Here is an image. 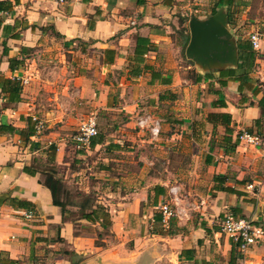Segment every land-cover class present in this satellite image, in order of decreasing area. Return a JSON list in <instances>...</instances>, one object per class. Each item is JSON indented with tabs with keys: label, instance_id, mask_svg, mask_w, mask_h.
Returning a JSON list of instances; mask_svg holds the SVG:
<instances>
[{
	"label": "crops",
	"instance_id": "1",
	"mask_svg": "<svg viewBox=\"0 0 264 264\" xmlns=\"http://www.w3.org/2000/svg\"><path fill=\"white\" fill-rule=\"evenodd\" d=\"M3 2L0 125L24 131L30 119L34 134L25 142V134L0 133V264H154L167 256L175 264H264V236L243 251L220 231L227 213L264 225V147L237 137L256 134L264 43L251 90L238 92V83L221 88L218 73L184 63L189 31L179 0ZM138 37L149 51L136 74ZM3 79L20 81L18 101L7 102ZM213 114L230 115L228 140ZM89 115L103 138L92 148L71 139ZM138 115L160 121L159 134L138 129ZM50 166L79 185L62 186L63 207L44 184ZM79 193L106 207L108 229L79 218ZM164 205L174 213L167 225Z\"/></svg>",
	"mask_w": 264,
	"mask_h": 264
},
{
	"label": "trees",
	"instance_id": "2",
	"mask_svg": "<svg viewBox=\"0 0 264 264\" xmlns=\"http://www.w3.org/2000/svg\"><path fill=\"white\" fill-rule=\"evenodd\" d=\"M0 4H7L6 2L0 3ZM239 5L238 0H215L212 8V12L210 15L214 14L219 8L224 7L226 9L227 13V19L229 25L232 24L233 21V14L235 8ZM188 29V28H187ZM189 41V38L186 39L184 43L183 50L185 51V48L187 46V43ZM148 41L143 38H137L136 39V45L134 48V61L135 64L132 66V71L136 74L140 73L141 71L139 70L138 63L142 60L143 56L147 54L149 51ZM237 48H238V65L236 68H227L224 70H221L218 73V81L217 83L219 86L225 87L227 82L233 81L238 83V92H242L243 89H248L251 90V73L255 71V61L259 57V54L257 51L253 50L251 43L249 40H239L237 41ZM107 54L110 53V51H106ZM145 69H150V67L146 66ZM144 69V70H145ZM206 78H210L207 77ZM202 79L200 75H195L193 81L194 82H199ZM4 85L2 87V91L5 95H7V102L10 104L14 101H18L19 99V93L21 90V83L20 81L16 80H10V79H3L2 80ZM258 90L253 91V94L256 95L258 94ZM262 92V91H260ZM221 105H224V103H220ZM253 103H250L252 105ZM256 106L260 110V118L254 122V126L256 128V136L260 138H264V93H262V97L257 101ZM213 119L212 121L215 122V117L221 118L222 119V124L225 129V140L229 139V136L227 134L231 133V129L229 127L230 125V115L228 114H213L212 115ZM3 132H17L20 136L22 134H25V142H28V138L30 135L34 134L32 125L30 124V119L27 121V128L24 131L21 130H16L12 126L9 125H0V133ZM250 134V132H248ZM103 142L102 136L99 135V138H94L90 142L91 148L94 147L97 144H101ZM34 145V144H32ZM35 146V145H34ZM56 148L54 146H50L47 148V153L49 155V163L52 162L50 160V155L54 153ZM49 165H52L50 163ZM49 173L45 177L44 184L51 190V194L53 197V203L58 206H62V203L59 201V196L61 193L59 192L62 189L63 182L61 179L56 177V172L54 166H50L48 168ZM28 172V170H26ZM34 171L30 172L32 175ZM60 194V195H59ZM63 196V195H62ZM95 197L93 194H81L79 193L74 197V199H78L80 201V205L77 203L79 206V210L77 212V215H79L80 219L87 220V222L91 224H98L102 229H108L110 225L109 221V215L106 207L102 204H95ZM66 198L72 199L70 195H68ZM63 207V206H62ZM65 209L63 208V211ZM235 215V214H234ZM255 224H260L256 223ZM262 228L264 230V226L262 225Z\"/></svg>",
	"mask_w": 264,
	"mask_h": 264
},
{
	"label": "built area",
	"instance_id": "3",
	"mask_svg": "<svg viewBox=\"0 0 264 264\" xmlns=\"http://www.w3.org/2000/svg\"><path fill=\"white\" fill-rule=\"evenodd\" d=\"M248 40L251 43L253 50L258 51L262 43H264V37L257 31L250 33ZM136 127L138 129H148L152 136H157L160 129V121L150 119L149 116H139L136 119ZM37 130L41 131L43 128L42 123H38ZM97 135V121L96 115H89L84 119L79 127L78 132L72 136V140L78 145H89L91 139ZM238 141L245 145H261L264 147V138H260L256 135H251L247 132H240L238 134ZM258 184L250 183L247 185V189L255 193L259 190ZM174 189H170V195L173 197ZM161 213L163 216V223L167 225L168 219L173 216V211L168 205L161 207ZM26 218L31 217V213L25 215ZM220 231L229 237L232 241L237 243L241 250H246L249 246L257 243L259 239L264 236V230L259 224H255L254 221L239 217L233 213L225 214L220 221Z\"/></svg>",
	"mask_w": 264,
	"mask_h": 264
},
{
	"label": "water",
	"instance_id": "4",
	"mask_svg": "<svg viewBox=\"0 0 264 264\" xmlns=\"http://www.w3.org/2000/svg\"><path fill=\"white\" fill-rule=\"evenodd\" d=\"M226 9L219 8L205 19L190 16L185 57L201 73H219L238 65L237 40L228 28Z\"/></svg>",
	"mask_w": 264,
	"mask_h": 264
},
{
	"label": "rangeland",
	"instance_id": "5",
	"mask_svg": "<svg viewBox=\"0 0 264 264\" xmlns=\"http://www.w3.org/2000/svg\"><path fill=\"white\" fill-rule=\"evenodd\" d=\"M215 0H179L177 4L181 7L179 14H182V20L188 24L190 16H195L200 19H205L210 16ZM239 5L234 10L233 21L231 25H228L229 31L235 37L237 41L248 40L250 33L257 31L264 37V0H238ZM184 2H189L188 5H183ZM184 63L187 65L189 62L186 61L185 53ZM259 66V65H258ZM258 68H255V72ZM140 116V115H138ZM86 119V118H85ZM83 121V120H82ZM81 121V122H82ZM61 174V173H59ZM64 187L70 190L79 188V185L75 184L72 178H68L67 181L63 182ZM252 192V191H251ZM257 192V191H256ZM264 226V225H263ZM154 264H175L171 259L167 257L162 258Z\"/></svg>",
	"mask_w": 264,
	"mask_h": 264
}]
</instances>
